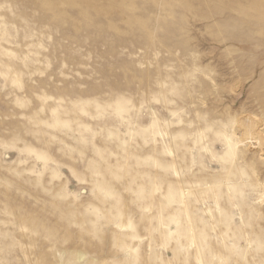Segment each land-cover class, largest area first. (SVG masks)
<instances>
[{"label": "rangeland", "instance_id": "374dc122", "mask_svg": "<svg viewBox=\"0 0 264 264\" xmlns=\"http://www.w3.org/2000/svg\"><path fill=\"white\" fill-rule=\"evenodd\" d=\"M255 1L0 0V264H264Z\"/></svg>", "mask_w": 264, "mask_h": 264}, {"label": "bare ground", "instance_id": "6f19581e", "mask_svg": "<svg viewBox=\"0 0 264 264\" xmlns=\"http://www.w3.org/2000/svg\"><path fill=\"white\" fill-rule=\"evenodd\" d=\"M255 2H257V0L255 1ZM259 2V1H258ZM260 4V3H259ZM261 4H263V3H261ZM261 7H262V5H261Z\"/></svg>", "mask_w": 264, "mask_h": 264}]
</instances>
